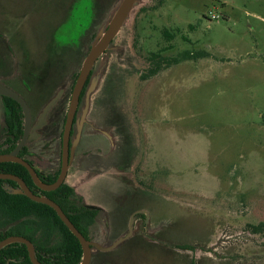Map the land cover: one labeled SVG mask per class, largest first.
I'll use <instances>...</instances> for the list:
<instances>
[{"label":"rangeland","instance_id":"1","mask_svg":"<svg viewBox=\"0 0 264 264\" xmlns=\"http://www.w3.org/2000/svg\"><path fill=\"white\" fill-rule=\"evenodd\" d=\"M119 2L77 0L73 19L62 22L60 0H0V71L14 75L5 85L26 103L44 99L37 81L26 97L21 75L59 70L61 50L67 66L73 57L81 63ZM91 6L92 27L77 45ZM159 50L191 58L141 80ZM112 68L130 138L122 157L114 156L115 130H95L84 116ZM62 127L50 152L30 146L27 158L43 175L58 167ZM71 145L66 182L99 209L91 242L111 245L135 214L129 239L165 248L153 249L146 264H264V239L248 228L264 221V0H137L92 68Z\"/></svg>","mask_w":264,"mask_h":264},{"label":"trees","instance_id":"2","mask_svg":"<svg viewBox=\"0 0 264 264\" xmlns=\"http://www.w3.org/2000/svg\"><path fill=\"white\" fill-rule=\"evenodd\" d=\"M71 18L73 19V15ZM88 19V28L90 29L94 18L90 16ZM164 35L172 38L166 32ZM161 52L159 50L149 55L147 60L151 66L144 75L140 76L141 80L151 78L162 69L191 58L189 53H185L181 59H169L162 57ZM120 83V77L112 68L106 76L101 90L96 93L92 101L88 120L97 129L108 127L115 130L114 135L120 139L116 152L122 157L127 156L125 149L130 145V142H127L130 141V138L125 118L116 111L117 104L122 99ZM5 100L9 108L8 116L13 121L11 133L14 136V141L17 142L21 130L19 125H17L18 127L14 125V121L19 124L21 112L15 102L9 99ZM0 169L6 174L21 178L34 194L47 197L56 203L83 237L87 240L90 239L89 229L94 224L99 209H90L89 206L84 205L71 186L64 183L55 191L42 192L35 188L27 171L22 166L6 163L1 164ZM57 174L58 171L48 180V183H53ZM39 179L44 182L41 178ZM6 187H16V185L11 181L0 180V240L11 236L29 240L33 245L37 260L42 264H80L82 259L80 244L61 222L55 211L46 205L31 201L24 195H15ZM248 228L253 234L261 235L264 239V221L248 226ZM153 249L164 250L165 248L156 244L155 241L146 240L144 236L133 237L124 241L113 251H95L90 264H146V257ZM180 249L194 250L190 246H183ZM0 264H31V262L26 247L15 243L0 250Z\"/></svg>","mask_w":264,"mask_h":264},{"label":"flooded vegetation","instance_id":"3","mask_svg":"<svg viewBox=\"0 0 264 264\" xmlns=\"http://www.w3.org/2000/svg\"><path fill=\"white\" fill-rule=\"evenodd\" d=\"M60 1L64 4V6L59 9V14L64 13L65 18L63 19L62 22H64V21L66 22L68 19H71L72 11L74 10V4L76 3L77 0H60ZM101 12H102V10H101ZM98 13H99V10H98ZM90 15H91V17L94 18V12H93L92 6H91V9H90ZM91 27H92V24H91ZM88 29H85V32L81 33V35L79 36L78 42H76L77 45L80 44V39L86 36ZM59 53H56V55H55L57 58L58 57L62 58L63 54H64V57H65V58L63 57L64 59H62V61L65 60V61H63V63H58L60 65L59 70H56L54 68L50 75L43 76V74L41 73L42 71L39 72V69H37L38 72H35L34 69H36V68H32L31 71L28 70V72L26 74H22L21 75L22 76L21 77L22 78V80H21L22 83H19V85L21 86V91L24 94L27 95L26 97H29V96L32 95L33 90H34V81H37L38 87H39L37 89L38 90L37 94L46 95V97H44V99H41V100H37V99H35V100L32 99L31 100V99H29V103H30L29 104V103H26V101L18 94L24 100L25 104L28 107V110H29V113H30V126H29V129H28L27 142L23 145V147L17 153V157L22 159V160H24L34 170V172L37 175L38 180L42 184H45V185L53 184L57 180V178H58V176L60 174L61 163H62V134H63L64 123H65L66 114H67L69 103H70L72 90H73L74 84L76 82V79L78 77V74H79V71H80V68H81V65H82V62H83L82 61L81 63H79L78 61L75 60L76 58L73 57V58L70 59V63L67 66L66 65L67 56H66L65 52H62V50H61ZM21 60L24 63L28 62V60L25 59V57H23V55L21 56ZM53 60H56V58H54ZM2 65L3 64H0V67H2ZM91 74H92V70H91V72H90V74L88 76L89 80H90ZM10 75L11 76H7L5 74H2V72L0 71V85H4L6 88H8L5 85L6 81L10 82L11 80H14L13 79L14 75H12V74H10ZM89 80L88 79L86 80V82H85V84L83 86V89H82V91L80 93V96H79V103H78V107H77L76 114H75V117H74V121H73V124H72V130H71V133H70L69 166H68L66 177H65V179H64L62 184H64V183L68 184L66 181H67V179L69 177V170H70V165H71L72 157H73V148H72V145H71V139L73 137L74 125L76 124L77 114H78V112H79V110L81 108V105H82V103H83V101L85 99V93H86V89L88 87ZM46 89H50V92L48 93L47 91H45ZM100 90H101V88H100ZM57 95H59V98H58L57 102L50 109V111L47 113L46 117L41 121L40 120V115L43 112V109ZM5 99H8V98L0 96V102H1V105H2V108H3V111H2V114H1L2 120L0 121V156L8 155L11 152H13L17 148L19 143L21 142V140H22V138L24 136V133H25V123H24V115H23L22 109L15 101L9 99V100H11V101H13V102H15L17 104V106L19 107L20 112H21V118L19 119V124L14 121V125L16 127H18L17 125H19V128L21 130V135H20V138L18 139L17 142L14 141V136L11 133V128H12V125H13V123H12L13 121H12V118L8 116V112H9L8 109L9 108H8V104L6 103ZM42 100L43 101L45 100V103L40 108V102ZM34 113L37 114L36 118H33V114ZM63 115H64V117H63ZM1 116H0V118H1ZM85 116H86L85 124H89L92 127H94L93 124L90 123L89 120H88V114L85 115ZM60 122L63 125L62 132L60 133V142H59L60 143V158L58 160L57 159H53V164L55 165L58 162V167L56 169L53 167L54 170L51 173L43 175L42 172H39L35 168V166L32 163V161L28 160V158H27V156H33L35 154L34 150H30L31 149L30 146L34 145V143L39 142V143L42 144V147L44 146L43 150L48 149V152H50L49 150L51 149V146H47V145L48 144L52 145V143H54L55 138H56V133L59 130L58 129L59 124H61ZM85 124H83L81 126V128L84 127ZM94 129L97 130V128H95V127H94ZM51 152H52V150H51ZM114 156L117 157V156H120V155H119V153L116 152ZM6 163H11V162H3V163H0V165L1 164H6ZM12 164H16V163H12ZM118 164L119 163H117L115 166L119 167ZM57 171H58V174H57L56 180L53 183H48V180L50 178H52L53 176H55ZM27 173H28V171H27ZM0 174H6V173H4L2 169H0ZM9 175H12V174H9ZM28 175H29V173H28ZM13 176H15V175H13ZM16 177H18V176H16ZM29 177H30V175H29ZM39 178H41L44 182H42ZM19 179H21V178H19ZM30 179H31V177H30ZM2 181H9V180H2ZM31 181H32V179H31ZM11 182H13V181H11ZM13 183H15L16 187H6V189L12 191V193L19 189L18 184L16 182H13ZM32 183H33V181H32ZM24 184L26 185L25 182H24ZM33 185L35 186L36 189H38V190H40L42 192H46V191H43V190L39 189L34 183H33ZM27 188L33 193V191L28 186H27ZM74 192H75V190H74ZM37 196H41V195H37ZM79 198L81 199V197H79ZM81 202L83 203L82 199H81ZM86 206H88V205H86ZM91 207H94V206L90 205L89 208L92 209ZM95 208L98 209L97 207H95ZM134 215L135 214H133L131 217H133ZM11 237H17V236H11ZM6 238H8V237H6ZM6 238L0 240V242L5 240Z\"/></svg>","mask_w":264,"mask_h":264},{"label":"water","instance_id":"4","mask_svg":"<svg viewBox=\"0 0 264 264\" xmlns=\"http://www.w3.org/2000/svg\"><path fill=\"white\" fill-rule=\"evenodd\" d=\"M136 1L137 0H120L118 6L116 7L115 11L110 17V20L107 24L106 29L104 30V32H101L99 36L96 38L95 42L90 47L87 55L85 56L82 62L78 77L76 79V82L72 90L70 103H69V107H68V111H67L66 119L64 123V128H63L62 163H61L60 174L57 180L53 184L51 185L42 184L38 180L37 175L34 172V170L24 160L17 157L18 151L23 147V145L27 142V139H28V129L30 126V113H29L28 107L25 104L24 100L18 94L6 88L4 85H0V96L6 97L8 99L15 101L21 107L23 115H24V123H25V133H24V136L21 142L19 143V145L13 152H11L8 155L0 156V163L11 162V163H16V164L23 166L28 171L33 183L39 189L46 191V192H51V191L58 189L62 185L66 177L68 166H69L70 133L72 130V124H73L76 110L78 107L80 93L83 89V86L86 80L88 79V76L95 62L108 49L113 39L118 35L121 27L123 26L126 18L128 17ZM58 98H59V95L53 98L45 106V108L43 109V112L40 115L41 121L46 117L47 113L55 105ZM86 110H87V107H86ZM80 129H81V126L79 127L78 130L80 131ZM0 180H9V181L16 182L19 186V189L14 191L13 194L24 195L31 201L46 205L55 211V213L57 214L61 222L66 226V228L71 232V234L78 240L80 244V247L82 250V259H81L80 264H90L92 260V255L95 251H99V252L113 251L120 244H122L124 241L129 239L132 234L131 222H132L133 217H131V220L129 222V227H128V233L125 236L118 238L111 245L107 247L99 246L98 244L85 239L83 235L74 227V225L70 222V220L66 217V215L63 213L61 208L56 203H54L52 200L46 197L37 196L33 194L27 188V186L24 184V182L21 179H19L16 176L9 175V174H0ZM91 208L96 209L95 207H91ZM15 243L22 244L26 247L28 258L31 264H42L37 260L35 256V251H34L32 243L23 237L6 238L5 240L0 242V250L6 247L7 245L15 244Z\"/></svg>","mask_w":264,"mask_h":264},{"label":"built area","instance_id":"5","mask_svg":"<svg viewBox=\"0 0 264 264\" xmlns=\"http://www.w3.org/2000/svg\"><path fill=\"white\" fill-rule=\"evenodd\" d=\"M210 18H211L212 20L216 19L213 15H211Z\"/></svg>","mask_w":264,"mask_h":264}]
</instances>
